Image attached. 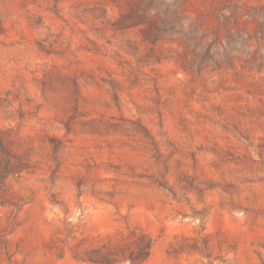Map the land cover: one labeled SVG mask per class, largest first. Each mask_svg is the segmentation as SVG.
I'll list each match as a JSON object with an SVG mask.
<instances>
[{
	"label": "rangeland",
	"instance_id": "1",
	"mask_svg": "<svg viewBox=\"0 0 264 264\" xmlns=\"http://www.w3.org/2000/svg\"><path fill=\"white\" fill-rule=\"evenodd\" d=\"M0 264H264V0H0Z\"/></svg>",
	"mask_w": 264,
	"mask_h": 264
}]
</instances>
